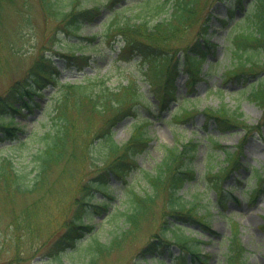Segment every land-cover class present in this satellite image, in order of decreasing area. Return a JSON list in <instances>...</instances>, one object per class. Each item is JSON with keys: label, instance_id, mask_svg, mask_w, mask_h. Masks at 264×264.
Returning <instances> with one entry per match:
<instances>
[{"label": "trees", "instance_id": "1", "mask_svg": "<svg viewBox=\"0 0 264 264\" xmlns=\"http://www.w3.org/2000/svg\"><path fill=\"white\" fill-rule=\"evenodd\" d=\"M3 1L8 0H0V15ZM58 1L40 0L46 17L64 23V26H58L56 34L53 32L49 38L50 47L46 49L47 51L52 49V41L54 45L55 43L57 45L56 36L57 40L63 39L60 37L61 34L78 37L83 23L91 22L100 8L98 5L86 8L84 0H70L66 7L68 10H65ZM102 1L111 5L116 0ZM155 1L153 6L150 0L142 2L135 18L120 15V17H114L117 18L115 20L112 18L104 30L99 32L102 38L99 44L103 41L109 45L111 42H119L118 49L121 55L139 57L137 64H139L138 70L142 73V79L149 85L151 94L158 101V106H162L169 100L177 99L174 82L180 70L187 73L188 81L194 82L198 79L201 66L213 48V45L205 39V34L210 16L209 7L217 0ZM244 1L246 0H226L229 5L228 18L233 16L236 10L242 12V17L229 28L225 54L230 63L223 72L226 81L228 79L247 80L256 76L257 73L264 72V0H247L246 6L243 4ZM206 4L210 6L208 5L209 7L205 9ZM153 18L154 21H152ZM195 25L201 27L198 35L203 42L189 43L180 52L181 57L164 46L186 34ZM97 37L96 33L91 37H82V41L78 43L63 42V46L67 49L55 54L64 58L69 66L80 70L88 65L90 60L83 51L97 48L92 43ZM42 48L25 75L15 80L8 90L0 95L1 146L6 142L22 143L18 135L23 132V127L14 121V115H20L22 109L31 112L33 106H38L34 96H40L42 89L47 85L57 86L52 94L53 99L50 100L51 106L49 102L43 110L47 113L49 106V125L43 131H31L30 135L24 139L25 143L30 144L29 149L35 146L32 148L33 152L27 154L29 157L26 162L27 168L17 166L10 156L5 155L0 158V182L5 193L12 201L16 195L36 192L39 183L53 166L72 158L68 155L71 147H81L86 151L91 164H95L97 168L94 171L96 173L89 174L94 177V180L86 182L79 189L82 193L72 203L67 230L53 241L43 255V261L46 264H64L63 256L69 251L73 252L85 238L89 237L84 249L89 255L88 264H96L100 258H104L118 248L121 241L130 238L139 230L142 221L147 218L154 204L164 202L167 219L160 226L161 236L156 234L154 239L147 241L137 257L159 254L172 242L180 249V256L175 262L185 264L186 257H189L192 263L205 264L207 256L200 251V241L195 237L184 235V231L189 230L188 226L184 225L197 223L201 229L206 230L208 224L204 215L197 210L196 197L194 196L192 201H186L180 195L183 185L196 179L193 161L197 145L188 140L165 147L159 163L151 172L139 169L136 157L146 151L150 141L146 130L147 120L133 126L132 133L125 143L117 144L112 138V129L120 120L136 115L141 105L151 106L148 96L135 85L138 78L127 79L125 84L121 81L115 88L107 84L105 76L84 77L80 83L58 86L56 68L50 56ZM211 66L210 64L209 73ZM143 67H145L144 71ZM249 97L264 104V76L250 85ZM15 103L19 106L16 107ZM196 113L197 109L189 105L179 109L172 120L186 122ZM202 114L207 122L212 121L221 133L238 129L244 132L255 129L244 124L241 112L237 109L231 110L226 104H221L218 108H205ZM206 138L211 140L212 148L217 146L221 150L224 157L222 161H217L215 154L219 156V153L211 152V160H214L217 170L211 173L209 169H206L205 172V175H210V184L217 192L218 203L222 205L226 196L223 194L224 190L220 183L227 177L230 169L237 167V159L234 153L212 141L210 135ZM222 162L226 166H218ZM138 170L145 186L140 192L128 183V179ZM263 174L264 169L261 173L258 170L253 172L257 183L262 181ZM112 180L117 185L111 189ZM255 186L258 188L257 185ZM117 188L126 190L124 209L120 212L116 206L113 211L109 209L111 201L115 200L114 191ZM96 193H99L100 200L93 202L96 199ZM256 193L258 189L253 191L251 200L255 198ZM26 215L28 218L30 212L27 211ZM94 216H101L103 220L121 219L117 231L105 242H100L94 237L96 225L90 222ZM13 221L16 225L24 223V220L16 215ZM168 234L169 237H167ZM226 240L224 263L246 264L245 250L238 237L236 224ZM132 264H141V262L136 260Z\"/></svg>", "mask_w": 264, "mask_h": 264}, {"label": "rangeland", "instance_id": "2", "mask_svg": "<svg viewBox=\"0 0 264 264\" xmlns=\"http://www.w3.org/2000/svg\"><path fill=\"white\" fill-rule=\"evenodd\" d=\"M69 1L59 0L58 4L63 5L65 10H68L66 7ZM101 1L84 0V7L90 8L94 4H100ZM127 1V4L132 7L126 11L125 17L135 18L136 12L140 10L136 4L139 0ZM154 1L151 0L150 2L152 6ZM247 2V0L244 1V6L247 5ZM208 5L206 4L205 9L210 6ZM228 6L226 0H217L209 7V29L205 38L206 40L209 39L214 49L207 61L203 63L199 79L189 87L187 74L183 72L180 73L175 82L177 94L180 96L179 105L194 106L199 113L192 122L181 125L170 122L173 109L177 107L175 104L160 112L153 108L154 115L146 108L141 107L139 109L140 118L144 117L143 114L150 117L147 135L151 141L147 150L137 156V164L139 169L151 172L159 163L165 147L188 141V139L198 142L197 153L193 162V169L198 179L195 182L185 184L180 195L186 201H192L191 199L196 197L197 210L201 215H204L209 228L202 230L197 223H191V225L188 224L189 230H185L184 235L201 240L199 247L208 256L206 264H225L223 253L226 250V239L230 237L232 227L236 224L238 237L245 250L246 264H264V181L261 182L260 190L253 201L247 195L255 189V179L251 177L252 168H264V104L258 103L248 96L250 85L256 79L259 80L260 77L264 76V72L257 73L249 80L234 81L228 79L226 81L223 77V72L230 63L225 54L228 44V30L242 14L240 10H236L233 17L226 21V25L222 24V20L227 15ZM108 15L109 10L100 5V14L94 16L91 22L84 23L79 30L81 37H91L96 33L98 34L93 43L97 48L83 51L84 54L89 55L90 65L80 72L66 67L63 59L54 54L55 52H64L67 49L63 46V42L78 43L82 40L81 38L61 34L60 37L63 39L57 40L56 36L57 45L56 43L54 45L52 41V49L46 50L50 47L49 38L53 32L56 34L58 26H64L63 21L46 17L40 0L3 1L0 15V95L4 94L15 80L21 79L25 75L40 54L42 47L45 49V53L52 56L53 64L58 71L59 84L79 83L85 75H88L98 78L105 76L109 86L113 88L118 86L122 80L126 79L127 73L133 71L135 63L116 61L117 52L111 51L106 41L97 45L102 39L100 33L111 21ZM115 19L117 18L113 20ZM200 32L201 27L195 25L186 34L166 43L164 46L180 55V52L189 43L201 38L198 35ZM215 62L218 64L211 68V73H208V64ZM140 86L142 90L147 92L145 83H141ZM53 92L54 89L51 86L42 90V98L35 97V101L39 105L33 108L32 113H26L23 110L22 116L15 115L16 122L25 128V132L20 135V142L22 143H3L0 146V158L5 155L10 156L17 166L27 168L26 162L29 160L27 154L32 153V148L35 146L29 149L30 144L25 143L24 139L30 135L31 131H43L49 125L48 112L52 102L50 101L47 113L43 109L45 104L49 103L48 98ZM184 98L189 99L188 103H183ZM152 103L155 104L153 101ZM221 104H226L231 110L237 109L241 112L246 126L257 125L259 129L246 131V133L240 129L231 133L220 134L211 123L208 124L207 129H204L205 122L201 115L202 110L218 108ZM134 122L135 119L133 118H125L113 128V140L117 144H123L127 141L132 133ZM205 130L227 150L230 152L236 150L238 153V167L232 170L228 177L221 182L228 198L224 201L223 206L217 203L216 193L210 184V175H205L206 169L211 172H215L217 169L214 163L210 162V156L207 153L210 149V143L204 138ZM80 148L77 146L69 148L68 155L72 158L65 159L53 166L46 173L38 185V190L34 193L16 195L10 201L0 182V264H46L43 261V255L53 241L67 230V221L70 219L73 207L72 203L82 193L79 192V189L86 182L94 180V177L89 176V174L97 169L96 165L91 164V159L86 155V151ZM222 159L223 155L216 156L217 161ZM220 165L219 163L218 166ZM128 181L136 191L140 192L145 188L139 170L133 173ZM112 188H115L114 181L111 182ZM229 188H232V191H229ZM125 192V189L118 188L114 191L116 197L115 200L111 201L109 208L111 211L115 209V206L119 212L124 209ZM99 198V193H96V199L93 202L98 201ZM164 208V202L154 204L147 218L142 221L139 230L130 238L121 241L118 248L112 250L104 258H100L96 264H132L136 260H139L141 264H171L175 262L179 253V248L176 245L166 246L163 253L157 254L155 258L149 255L143 258L137 257L147 241L154 239L156 234L161 236L160 226L167 219ZM27 211L30 212L28 218H26ZM15 215L22 218L24 223L16 225L13 221ZM117 219L103 220V217L94 216L90 221L96 225L94 237L100 242L107 241L120 225L121 219ZM169 236L168 234L167 237ZM157 238L160 239V237ZM88 239L89 237L85 238L73 252L69 251L65 254L63 263L88 264L89 255L84 249ZM175 264H178V261ZM186 264L194 263L187 261Z\"/></svg>", "mask_w": 264, "mask_h": 264}]
</instances>
